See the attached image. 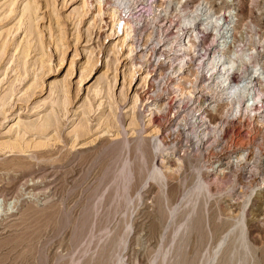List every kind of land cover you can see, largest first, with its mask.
I'll list each match as a JSON object with an SVG mask.
<instances>
[{"label":"rangeland","instance_id":"rangeland-1","mask_svg":"<svg viewBox=\"0 0 264 264\" xmlns=\"http://www.w3.org/2000/svg\"><path fill=\"white\" fill-rule=\"evenodd\" d=\"M89 1L0 0V264H264L263 113H212L202 75L218 86L233 61L193 67L234 13L264 80V0ZM116 4L131 59L107 38Z\"/></svg>","mask_w":264,"mask_h":264},{"label":"built area","instance_id":"built-area-1","mask_svg":"<svg viewBox=\"0 0 264 264\" xmlns=\"http://www.w3.org/2000/svg\"><path fill=\"white\" fill-rule=\"evenodd\" d=\"M215 8L216 7H213L214 10H215ZM136 11H137V9H136ZM136 11H134L135 12L134 16L136 18L137 17L139 18V16L142 15L141 14L142 12H139L140 15L139 14L136 15ZM230 16H232V17L231 18L229 16H225V18L220 17L219 20L223 21V23H221L220 25L217 24L215 26L217 33L213 29L214 25H215V24H213L212 26H210V27H212V29L208 30L209 27H207V31H205L200 36L201 39L199 42H201L202 39L204 40L207 37V33H209V31H211V34L213 35L211 40H214V43L211 44L212 46L210 44H207L206 46H204V48L201 49L200 59L196 62V66H193V67L204 65V68L207 69V64H206L207 60L212 59L213 53L218 55V56H215V58H214L215 63L221 64L223 62H227L228 60H232L233 65H232V69L230 70V75H232L231 79L233 80V82H237L243 76H244V78H246L247 80L250 81V83L247 80H245L246 82H244V80L241 79L242 81L238 82V85H239V88L241 89V91H242V89L244 90V92L242 91L243 94H242V98H241V102H240V105H243V106L241 108L239 107V109H233V110L230 107L231 105L227 106L226 102H225V98L221 97L219 94V90L221 89V87L217 86L216 80H213L211 77H209V72L204 71L202 76L205 79V83L201 84V87H204L207 91L208 90L209 91H215L217 93L216 99L210 98V101H209V105H208L209 107H210V105L212 106V104L215 105V106H213L211 112L212 113H214V112L235 113V114H237V113H239V114L240 113H253L254 115L258 114V113H263L260 116L261 117L260 120H262L264 123V80H262V81L259 80V78L257 77V72H255L254 74L246 73L243 70V65H242V67L240 66V61H243L242 60L243 57L241 55L239 56L236 53L237 51L235 48V41H234V37L232 36L235 22L238 19H237V17L234 16V13L230 14ZM128 17H131V12L129 13ZM213 18H215V16ZM138 24L140 25L139 21H138ZM141 26H142V28L139 30L140 34H141L142 29H143L142 24H141ZM171 34H173V35H171ZM174 34H175L174 32L168 33L167 38H169L170 36L173 37ZM165 36H167V35H164V37ZM196 50H197V48H196ZM208 55H209V57H208ZM195 56L192 58V61L190 63H193ZM247 57L250 58L251 55L247 54ZM238 66L240 68L237 71L236 68H238ZM216 72H217V67L215 70H213L211 75L215 76ZM178 82H180V81H178ZM193 83H195V82L193 81ZM194 88H195V85H194ZM240 89H239V91H240ZM257 89L260 90L259 96L257 95ZM252 97H254V102H253Z\"/></svg>","mask_w":264,"mask_h":264},{"label":"bare ground","instance_id":"bare-ground-1","mask_svg":"<svg viewBox=\"0 0 264 264\" xmlns=\"http://www.w3.org/2000/svg\"><path fill=\"white\" fill-rule=\"evenodd\" d=\"M88 2H93V1H89V0H87ZM112 1L113 0H111V3H112ZM115 1V0H114ZM124 1V0H123ZM16 2V1H15ZM85 2V1H84ZM87 2V3H88ZM119 2H120V0H119ZM153 2V1H152ZM155 2V1H154ZM87 3H86V5H87ZM95 3H97V4H100V1L98 0V1H95ZM95 3H93V4H95ZM110 3V4H111ZM116 3H117V1H116ZM149 3V2H148ZM11 4V3H10ZM16 4V3H15ZM14 4V5H15ZM85 4V3H84ZM97 4H95V5H97ZM109 4V3H108ZM107 4V5H108ZM114 4V3H113ZM123 4V3H122ZM94 5V6H95ZM101 5V4H100ZM115 5V4H114ZM117 5V4H116ZM129 5V4H128ZM163 5V4H162ZM180 5V4H179ZM91 6L93 7V5L90 3V5L88 4V6H87V8H91ZM99 6V5H98ZM102 6V5H101ZM103 6H105V5H103ZM110 6H112V5H110ZM109 6V7H110ZM113 7V6H112ZM112 7H111V9H112ZM124 7V6H123ZM130 7V6H129ZM159 7V6H158ZM8 8H10V7H8ZM102 8V7H101ZM101 8H99L100 10H101ZM132 8V7H131ZM167 8V7H166ZM92 9V8H91ZM103 9V8H102ZM124 9H126V8H124ZM128 9V8H127ZM133 9V8H132ZM82 10H83V8H82ZM88 10V9H87ZM98 10V9H97ZM84 11V10H83ZM90 11V10H89ZM99 11V10H98ZM103 10H101V12H102ZM108 11H110L111 12V17H110V26L111 27H109V29L107 30L108 32L110 31V33H108V39H115V40H117L116 41V43H115V45H114V51H115V53L117 54H120L121 56H125L127 59L129 58V59H131L134 55H135V52H136V50H138L137 49V46L135 47L134 45H132L131 44V40H133V39H131V33H130V31H129V27H133L135 24H133V25H131L130 24V22L131 21H127L126 19H128V18H130V17H127L126 18V16L127 15H125V13H123V11H121V10H119L118 9V5H117V7H115L114 8V10H108ZM127 11V10H126ZM125 11V12H126ZM33 12H34V10L32 11V7H31V4L30 3H27V5H26V7H25V9H24V12H23V15L25 16V15H28L27 17H29V15H31L32 16V14H33ZM88 12V11H87ZM91 12V11H90ZM100 12V11H99ZM36 13V12H35ZM90 14V13H89ZM101 13H99V14H96L97 15V17H100V16H102V15H100ZM103 14V13H102ZM110 14V13H109ZM118 14H120V16L118 17ZM87 15V14H86ZM92 15V14H91ZM124 15V16H123ZM157 15V14H156ZM23 16V17H24ZM30 16V17H31ZM33 16H34V14H33ZM109 16V15H108ZM133 18V17H132ZM36 19V18H35ZM34 19V21H36ZM31 20V19H30ZM133 20V19H132ZM29 21V20H28ZM33 21V22H34ZM31 23V27L29 26V33L31 34V33H33L34 31H33V26L32 25H34V23H32V22H30ZM109 23V22H108ZM156 27V26H155ZM168 28V27H167ZM161 29V28H160ZM33 31V32H32ZM38 32V31H37ZM167 32V31H166ZM35 33V32H34ZM33 33V34H34ZM27 34H28V31H27ZM33 34H31V36L33 35ZM37 34V33H36ZM35 35V34H34ZM88 36H89V34H88ZM135 38V37H134ZM197 38V37H196ZM200 40V39H199ZM134 41V40H133ZM191 41V40H190ZM137 41H135V43H136ZM186 42V41H185ZM189 42V41H188ZM188 42H186V44L185 43H181L182 44V50H183V47L185 48V47H187V49H191V46L192 45H190V42L188 43ZM197 42V41H196ZM133 43V42H132ZM139 44V43H138ZM160 44V43H159ZM89 45V44H88ZM157 45V44H156ZM155 45V46H156ZM224 45V44H223ZM40 46V45H39ZM169 46V45H168ZM157 47V46H156ZM160 47V46H159ZM31 48V47H30ZM193 48V47H192ZM187 49H185V50H187ZM181 50V51H182ZM27 51V50H26ZM26 51L25 52H23V54L22 55H27V53H26ZM158 51V50H157ZM28 55H29V50H28ZM27 55V56H28ZM25 56H23V58L25 57ZM142 56V55H141ZM136 57V56H135ZM134 57V59L133 60H131V65H130V69H129V72L127 73V74H125V76L127 77V79H128V82L130 83V85H131V87L134 89L135 87H136V85H137V83H138V81L140 80L139 79V76H138V70L140 69V67H139V69H138V64L134 61V60H136V58ZM139 57V56H138ZM145 57V56H144ZM171 57H172V54H171ZM170 57V58H171ZM143 59V58H142ZM159 60V59H158ZM139 61V60H138ZM142 60H140V62H141ZM167 61V60H166ZM145 62V61H144ZM171 62V61H170ZM166 63V62H165ZM184 63V61L181 63V64H179V66H178V71H179V69H180V71L182 72L183 70H184V67H185V65L183 64ZM146 64V63H145ZM168 64H171V63H168ZM213 64V63H212ZM25 65H26V63H25ZM165 65V64H164ZM230 65V64H229ZM140 66V65H139ZM169 66V65H168ZM207 66L208 67H210L211 66V64H207ZM215 66V65H214ZM141 67H143V65L141 66ZM154 67H157V66H154ZM173 67V66H172ZM180 67V68H179ZM213 68V67H212ZM240 67H238L236 70L238 71V69H239ZM172 69V68H171ZM142 70V69H141ZM140 70V71H141ZM210 70H211V68H210ZM178 71H177V73H178ZM208 71V70H207ZM229 71V69L227 70V72ZM213 72V71H212ZM225 72H226V70H225V68H224V76L222 77V78H224L222 81H220V82H218V86L220 87V86H223L224 85V88L226 89V91H227V93H229V95H233V96H235V97H237L238 96V92H239V85H237L238 84V82H240V81H242L241 79H243L244 80V82H246L245 80H247L246 78H244V76L241 78V79H239L237 82H233V80L231 79V76L229 77L228 75H230V74H228L227 72V74L225 75ZM174 74V73H173ZM147 76H148V74H147ZM175 76H177V75H175ZM210 76V75H209ZM118 77V76H117ZM125 77V78H126ZM149 77V76H148ZM141 80L143 81V80H147V77L146 78H141ZM149 80V79H148ZM248 81V80H247ZM196 86V85H195ZM156 91V90H155ZM193 91V90H192ZM257 92L258 93H260V90H258L257 89ZM153 93H155V92H153ZM157 93V92H156ZM241 93V92H240ZM160 95V94H159ZM188 95V94H187ZM154 96H156V95H154ZM154 96H152V97H154ZM156 98V97H155ZM241 99V98H240ZM155 99L153 98V101H151L150 102V105L149 106H151L152 108H155V101H154ZM135 101H136V103L139 101V97L137 96V95H135ZM149 103V102H148ZM164 107L166 106L165 104L163 105ZM159 107V106H158ZM157 107V108H158ZM169 109V108H168ZM150 110V109H149ZM149 110H148V112H149ZM160 110V109H159ZM162 110H163V107H162ZM151 111V110H150ZM152 111H154V110H152ZM151 111V112H152ZM162 113V112H161ZM183 119V118H182ZM220 123V122H219ZM179 125V124H178Z\"/></svg>","mask_w":264,"mask_h":264}]
</instances>
